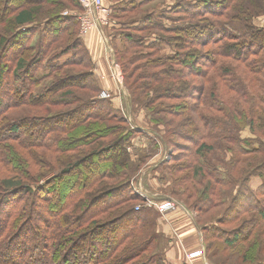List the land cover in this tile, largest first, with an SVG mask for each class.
Wrapping results in <instances>:
<instances>
[{"label": "trees", "instance_id": "1", "mask_svg": "<svg viewBox=\"0 0 264 264\" xmlns=\"http://www.w3.org/2000/svg\"><path fill=\"white\" fill-rule=\"evenodd\" d=\"M153 1L101 0L131 111L147 110L153 124L141 132L99 96L95 47L88 54L81 41L95 31L81 37L77 18L62 15L82 12L78 0H0V264H170L159 214L131 182L146 164L154 192L195 214L208 264H264V0H168L144 11ZM82 60L86 71L74 74ZM172 70V81L161 76ZM241 71L259 83L255 97ZM160 109L197 131L190 159L150 165L149 141L129 153L139 133L155 141L157 125L166 151L176 149L180 123L158 119ZM27 126L35 139L22 142ZM213 209L216 223L201 225L196 214Z\"/></svg>", "mask_w": 264, "mask_h": 264}, {"label": "rangeland", "instance_id": "2", "mask_svg": "<svg viewBox=\"0 0 264 264\" xmlns=\"http://www.w3.org/2000/svg\"><path fill=\"white\" fill-rule=\"evenodd\" d=\"M33 1H35V0H33ZM167 1L168 0H155V1H153L150 4V6H146L145 7L144 11H145V9L147 10L149 8L160 10L159 8H162L164 6V3H166ZM106 2H107V0H106ZM102 6H103V4H102ZM107 6H108V3H107ZM199 6H200L199 9H201V7H203L201 3H199ZM103 8L107 11V16L105 17V20H104V24L105 25L101 26L100 30H99V26H98V30H96L95 33H98V35H101L100 39H102V38L104 39L105 48L100 43L99 44L100 47H101L100 48V52L97 49L93 48L92 51L90 52L91 54H89L88 53V49L86 48V46L88 48H90L96 41H98V39L96 38L97 40H93V38H92L90 42H89V40H87V38L86 39L84 38L83 40L81 39L82 42L86 41V43H87L85 45V48L87 49V53L90 55L89 58H91V64H92V67H91L90 71L94 75L95 83H98V85L100 86L99 88H101V90H102V94L100 93L99 96L101 98H103V99H110V98H112L114 96L113 90H115V89L117 91L119 90V92H121V95H120V101H119L120 108H119V106H118V108H119V110L122 113L121 115L124 118H126L127 122L129 123V124L126 123L127 126H130L133 129H137V130H139L141 132H146V131L150 132L151 128L153 127V124L149 123V116L150 115L147 112V110L140 109V110H143V111H139L138 110L136 113H133L131 111L132 108H131V105H130L129 99H128L129 98V92L126 90V86L124 85V76H123V73H122V67H121L120 63H118L116 61V59L114 57L113 49L111 48V51L108 49L110 44L108 42L107 35L104 32V29L109 24V11L110 10H108V8H105L104 6H103ZM260 25H264V19L260 20ZM36 38H37V36H35L33 40H35ZM98 43H99V41H98ZM186 43H188V42L186 41ZM64 58L65 57L60 58V61H63ZM130 59H132V57H130ZM101 60H102V63H101ZM93 61H94V63H93ZM82 62L84 63L83 60H82ZM97 63H101V64H99L100 66H97ZM139 64H140L139 62L137 64L136 63L135 64H130L129 67H128V70L126 71V73L129 74V72L131 70H133L135 67H137ZM85 66H86V63H84L83 66H76L74 68V72H75L74 74H80V73L86 71L85 70ZM149 71L150 70H147V73H145L143 75H146V74L150 75L151 73H152L151 76H154V77H157L159 75L156 72H149ZM133 75L134 76L131 77V78L135 79V77L137 76V73H135ZM165 75H161V76H164L166 79L172 81L173 79H175V77L179 76L180 74L178 72L172 70L170 73H167ZM239 77H241L243 79V81L245 82V84L247 85V87L250 90L251 96H253V94H255L256 89H259V87H258L259 83L256 82L255 78H253V77H251L249 75H246L245 73H243V71H241L239 73ZM256 79H259V78L257 77ZM256 83H257V85H256ZM11 84H12V82L9 83V85H11ZM40 86L42 87V84ZM40 86L38 87V90L41 88ZM208 87H209V84H208ZM119 92H117V93H119ZM5 94H6V88L4 87L3 91L1 93V97L5 98ZM107 97H110V98H107ZM253 97H255V96H253ZM161 110L162 109H160L159 112H158V114H159V116L157 117L158 119H162L163 118L164 120H167V119H172L173 118V120L175 119L177 124L180 123L179 125L174 127V128H176L174 130L177 131V134H174V136H173V139L175 140L174 142L176 143L174 145V147L176 149H171V150H167L166 151V149L163 147V145L160 142V140H158L161 136L164 137V134L161 132L162 130H160V129H162V126L161 125H157V127L156 126L154 127L156 129V132H157V134L154 135L155 141L152 140V139H149V137L146 136L145 134L139 133V134H137L135 136V138H134V140L132 142V146L128 149L129 153L133 154L134 149H139L141 151H144V150L148 151L149 150L148 149V141H149V142H151L153 144L154 143L157 144V154L156 155L154 154L155 156L151 159L152 161L150 160L148 162L150 165H153V161L154 160H155L154 163H157L161 159L163 160V159L168 158V156L170 157L171 154L179 156V160H182V161L184 160V158L185 159H190V157L192 156V152H191V150L187 149V147H189V145H190L189 141H191L189 135L197 134V131L195 130L196 132L188 133L189 130H184V131L182 129L180 130V127H184V128L187 127L186 124H182V121H183L184 117L175 118V116H167L165 112H163L161 114V116H160ZM180 111H182V110H180ZM199 111H203V108L200 107ZM180 113H183V112H180ZM184 115H188L189 117H192L193 119L195 118V115L193 113L190 114L188 110L187 111L185 110V113L183 114V116ZM196 115H197V113H196ZM214 115H216L215 118L218 117L217 116L218 113H214ZM75 116L77 117V115H75ZM198 116H199V114H198ZM22 117H26V116H21L19 118H22ZM176 117H180V116H176ZM30 133H31V129L28 130V126H27L25 137L22 136L20 141L23 142L24 139H27V140H30V142H31L32 139H35L34 137L31 136ZM241 135H242V137H245V138H252L251 133L249 132L248 129L243 130ZM193 137L195 138V137H197V135H193ZM103 142H104V140H103ZM207 142L210 143V145L215 146V143L213 144V143H211V141H207ZM14 143L17 145V142H14ZM193 149L194 148L192 147V150ZM150 150H152V146L150 147ZM219 150L217 151L218 153H220ZM24 156L28 157L29 160H30L29 153H24ZM48 157L51 158V156H49V155H48ZM228 157H229V155L227 154V159H228ZM149 168H150V166L147 168V164H146V166L140 172L136 173L135 176L131 180L132 185L134 187H136V189L141 193L140 195L142 197H145V199L151 201V203H154V204H157V205H159L161 203H165V202L172 203L173 208L168 213H170V212H172L174 210L176 211V210H183L184 209L185 212H187L189 215H192L193 218H194L195 214H193L190 211H187L181 205L182 203L177 201L175 198H173V197H168V198L161 197V195H159V194L154 192V191L158 190L160 185H159L158 179H155V178H154L155 181H153L154 179L151 178V181L149 183H152V185L151 186L148 185V182L146 181V179H147V177L150 176L149 175ZM32 170L36 172L38 169L36 167H33ZM258 183L259 182L257 180H253L252 181V187H256L258 185ZM134 193H135V191H134ZM154 201H157V202H154ZM190 201H194V200H190ZM135 206H139L141 208V204L140 203H137ZM201 207L202 206H200V208ZM140 208H139V210H140ZM216 210L213 209L211 211H208V212H206V213H208V215H202V216H200V213H197L196 217H197L198 222L201 225H209V224H212V223L215 224L216 221H217V218H218V217H216L215 219H213L216 216ZM168 213L167 214H160L158 212V214H159L158 220H160L162 218H166ZM220 221L217 222V223H220ZM168 242H170V240L169 239L167 240V238H166V243H168ZM239 245H241V243H239ZM169 246H170V243H168V248H169ZM202 249H203L204 254H205L204 246L202 247ZM213 253H215V252H213ZM213 258H214V260H218L219 259V257L216 256V255ZM202 259L205 260L206 264H208L207 259L205 258V255H204V258H202Z\"/></svg>", "mask_w": 264, "mask_h": 264}, {"label": "crops", "instance_id": "3", "mask_svg": "<svg viewBox=\"0 0 264 264\" xmlns=\"http://www.w3.org/2000/svg\"><path fill=\"white\" fill-rule=\"evenodd\" d=\"M105 5L103 6L107 8ZM96 38L99 43L96 41L93 46L100 50L101 47L99 44L101 43L105 48L104 40L100 39L101 35L94 33L93 40H97ZM108 49L111 51L110 45ZM117 92H119V90H113L114 96L111 98V101L115 108H118V106L120 108L119 101L121 92ZM146 181L148 182V185H152V183H149L151 181L150 176L147 177ZM158 231L167 239L171 240L170 246L166 252V259L170 264H206L205 260L202 258L188 261L185 257L187 253L192 252L193 250H197L198 248L202 249L203 240L195 218L185 212L184 209L174 210L168 213L166 218L158 220Z\"/></svg>", "mask_w": 264, "mask_h": 264}, {"label": "built area", "instance_id": "4", "mask_svg": "<svg viewBox=\"0 0 264 264\" xmlns=\"http://www.w3.org/2000/svg\"><path fill=\"white\" fill-rule=\"evenodd\" d=\"M80 8L82 9V12H68L64 11L62 13L63 16H74L77 18L79 22V35L81 37L87 35L91 31L99 30L101 26H104V20L107 16V11L103 8L101 0H78ZM103 39V38H102ZM104 40V39H103ZM118 76V75H117ZM133 189L135 193L140 196L141 198L145 199V197H142L140 192L136 189V187L133 186ZM146 200V206H152L156 208V210L160 214H167L172 208L173 205L170 202L161 203L159 205L151 203V201ZM139 206L135 207V211L139 210ZM204 251L203 249L194 250L192 252H189L186 254V258L188 261L204 258Z\"/></svg>", "mask_w": 264, "mask_h": 264}]
</instances>
